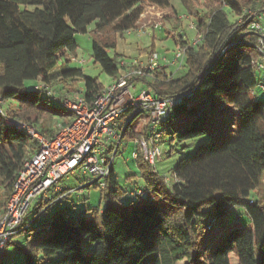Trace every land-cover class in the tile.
Here are the masks:
<instances>
[{
    "label": "trees",
    "instance_id": "trees-1",
    "mask_svg": "<svg viewBox=\"0 0 264 264\" xmlns=\"http://www.w3.org/2000/svg\"><path fill=\"white\" fill-rule=\"evenodd\" d=\"M194 1L181 0L189 15L199 16L201 41L190 45L182 36H173L175 44L186 48L187 71L174 76L177 72L169 73L163 67L146 79L159 96L175 98L159 129L171 130L179 140L207 134V120L214 114L212 100L218 98L242 116L237 137L199 144L192 156L182 157L173 168L172 182L161 177L139 150L136 160L140 177L148 187L131 195L142 201L134 205L114 203L127 192L113 167L104 188L96 182L86 185L99 186L106 203L102 209H94L90 217L86 209L77 211L65 205L36 226L24 224L22 233L28 235L24 245H17L24 257L21 264H232V253L237 255V264H264V202L251 197L264 174V101L254 97L260 84L256 70L261 69L264 55L258 36L249 30L254 17L264 11V0H220L223 6H208V22ZM146 6L165 9L171 2L0 0V185L6 198L24 159L37 148L25 130L7 123L8 118L22 116L23 121L48 134L38 125L46 114L41 94L57 98L46 89L36 88L37 84L27 90L25 82L33 79L50 85L53 70L64 58L61 75L65 86L75 89L83 80V88L72 93L82 92L92 101L105 85L86 76L82 68L69 66L67 56L77 48L76 34L87 33L93 25L92 57L115 78L121 72L120 61L109 49L117 46L118 33L123 35L138 27ZM225 6L238 16L244 10L248 13L242 22H232ZM11 99L18 107L5 111L2 105ZM130 114L123 115L128 118ZM135 128V124H128L122 138L149 137L146 128L139 132ZM139 190L143 191L140 195ZM235 206L246 208L250 216L247 225L239 219L229 225L219 221ZM39 216L35 215L32 222ZM84 241L92 245L90 254L83 251ZM5 251L0 252V260ZM58 253L63 257L53 259Z\"/></svg>",
    "mask_w": 264,
    "mask_h": 264
},
{
    "label": "built area",
    "instance_id": "built-area-1",
    "mask_svg": "<svg viewBox=\"0 0 264 264\" xmlns=\"http://www.w3.org/2000/svg\"><path fill=\"white\" fill-rule=\"evenodd\" d=\"M247 13L248 10H244L242 17ZM154 26L160 28L162 23L158 22ZM189 28L195 29L194 24H190ZM249 28L258 36V46L264 55V11L254 17ZM200 41L201 36L187 43L197 45ZM119 61L120 74L104 86L92 101L87 100L82 92L70 93L64 99L71 120L59 122L51 136L41 132L35 124L19 118H8L7 123L25 130L37 143V148L24 159L6 207L0 215V252L15 235L25 230V216L33 203L43 198L45 210L71 195L73 190L66 192L60 185L61 179L67 174L76 173L78 168L84 169L92 176V182L104 188L128 124L138 126L143 123L142 128L147 130L145 134H150L148 138L143 135L141 139H135L137 149L133 157L137 159L140 146L146 162L155 166L157 160H162L159 141L163 131L159 126L174 106L175 98L159 96L146 79L151 78L155 71L170 65L181 70L186 62V48L177 44L170 55L154 51L131 62ZM260 67H264V62L260 63ZM142 82L146 86L139 89ZM36 88L46 89L49 95L55 96L50 86L41 80ZM128 111L131 114L120 126L118 118ZM142 193V190L137 192L138 195Z\"/></svg>",
    "mask_w": 264,
    "mask_h": 264
},
{
    "label": "rangeland",
    "instance_id": "rangeland-1",
    "mask_svg": "<svg viewBox=\"0 0 264 264\" xmlns=\"http://www.w3.org/2000/svg\"><path fill=\"white\" fill-rule=\"evenodd\" d=\"M170 2L171 7L165 9L155 6H146L141 16L138 29L132 30L131 33L125 32L123 35L118 33L116 35L117 46L109 49L110 55L125 62H131L135 58L150 53L152 50L159 54L170 55L177 46L173 36H182L185 42L200 38L202 35L198 32V29H196L199 16L195 14L189 15V11L181 0H170ZM194 5L197 10H200V16L203 17L206 22L209 21L211 15V9H209L208 6H223L220 0H195ZM226 9L232 22H242L244 20L242 15H235L229 8L226 7ZM158 22H161L162 26L160 28H155L154 25ZM190 24H194L195 29H190ZM141 27H143V29L139 31ZM92 28L93 25L89 28L87 33L76 34L75 39L77 48L74 52H70L67 57L71 60V68H82L86 76L98 78V80L106 86L113 81V77L105 73L100 64L96 63L92 57ZM107 31H109V29H107L106 32ZM63 62L64 58L58 62L56 68L53 70L52 81L49 85L57 98L48 99L45 93L41 94V106L44 108L46 114L39 121L38 125L46 129L49 135L54 133L59 122L66 121L65 115L70 117L69 110L65 107L63 100L69 96L70 93L78 91L84 86L83 80L79 81L75 89H70L69 86H65L66 83L62 80L61 75V66ZM168 67H173L174 70L177 71L174 76H178L187 71L186 66L182 67L181 70H177L176 67L171 65L166 68ZM256 73L260 80V84L254 90V97L260 101H264V89L262 88V84H264V67L257 69ZM70 81L71 80H68L67 82ZM39 82L40 80H27L25 82V87L27 90H33ZM144 86H146L145 83H140L139 89ZM212 102L214 104V114L207 120V134L187 140H179L171 130L163 132V136L159 141L162 151V160H157L155 164L157 172L161 177H169L170 182L174 181L172 170L178 161L182 157L192 156L197 146L202 142L212 140L213 142L220 143L233 140L237 137L238 129L242 122L241 114L237 112L232 105L222 102L218 98H214ZM2 107L7 111L9 109H17L18 106L16 101L11 99L4 102ZM18 118L23 120L22 116H18ZM126 119L125 115H121L118 118L119 125L122 126ZM142 126L143 123L136 126L135 131H141ZM141 137L143 136H140V139ZM136 149L137 145L135 140L127 137H125L120 144L118 154L114 160V170L119 178L120 185L127 193L115 200V204L134 205L142 201L143 198L131 195V192L148 187L147 182L140 177V167L137 160L133 157V152ZM139 150L140 149H138V151ZM133 174H135V176L129 179L128 177ZM91 178L92 176L89 173L80 168L76 170V173L67 174L61 179L60 185L66 189V192L73 190L70 193L71 195L63 202L53 203L47 212H42L45 200H43V198L38 199L33 203L32 208L26 214L25 223L29 224V227L36 226L52 215L57 208L65 205L77 211L86 209L88 217H90L94 209H102L106 205L105 201L102 199V189L96 184H91L86 187V185L92 182ZM6 197L4 188L0 185V215L6 207L9 198ZM251 197L261 203L264 202V174L261 177L259 186L251 192ZM37 214H40V216L36 221L32 222ZM238 219L241 224L247 225L249 223L250 216L245 207L235 206L231 208L219 221L223 225H229L236 223ZM27 235V232H23L12 238L11 244L6 247V251L3 253L0 264L6 261H13L14 264H21L23 262L24 257L19 252L17 245H24ZM209 239L210 235L207 236L205 242H208ZM82 245L84 253L90 254L92 252L91 243L84 241ZM62 257L63 254L58 253L53 259L58 260ZM231 261L232 264H237L238 258L235 253L231 254Z\"/></svg>",
    "mask_w": 264,
    "mask_h": 264
},
{
    "label": "crops",
    "instance_id": "crops-1",
    "mask_svg": "<svg viewBox=\"0 0 264 264\" xmlns=\"http://www.w3.org/2000/svg\"><path fill=\"white\" fill-rule=\"evenodd\" d=\"M69 66H71V65H69ZM166 70L169 72V73H172V72H175V70H174V68L173 67H168V68H166ZM84 71V70H83ZM180 73V72H179ZM70 116V115H69ZM65 117V119H70L71 120V116L70 117H68V115H65L64 116ZM68 197V196H67Z\"/></svg>",
    "mask_w": 264,
    "mask_h": 264
},
{
    "label": "water",
    "instance_id": "water-1",
    "mask_svg": "<svg viewBox=\"0 0 264 264\" xmlns=\"http://www.w3.org/2000/svg\"><path fill=\"white\" fill-rule=\"evenodd\" d=\"M133 117H135V115Z\"/></svg>",
    "mask_w": 264,
    "mask_h": 264
}]
</instances>
